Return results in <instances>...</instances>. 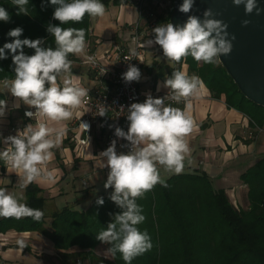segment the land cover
I'll list each match as a JSON object with an SVG mask.
<instances>
[{
  "label": "clouds",
  "instance_id": "1",
  "mask_svg": "<svg viewBox=\"0 0 264 264\" xmlns=\"http://www.w3.org/2000/svg\"><path fill=\"white\" fill-rule=\"evenodd\" d=\"M50 3L56 6L53 19L62 25L80 23L86 14L102 17L106 12L101 0H50ZM194 3L195 0H183L179 11L189 13ZM233 3L235 6L243 5L246 15L264 12L257 0H233ZM28 4L29 0H12V5L18 9L16 15H29ZM217 15L208 8L203 13V19L189 15L182 24L161 23L152 29L154 39L147 44L159 45L164 58L169 61L180 63L191 56L197 63L216 65L221 56L231 54L236 39L234 35L229 38V25L216 19ZM10 20V13L0 6V21L7 23ZM250 23L247 19L242 21L245 27ZM47 32L54 37V47H45L46 40L43 38L21 39L23 28L16 27L7 34L14 38L13 42L0 48V60L7 59L6 50H10L15 72L14 79H4V85L13 96L36 109L35 112H26V116L35 119L34 124H28L16 135L3 138L7 147L0 150V161L19 175L17 187L21 191L0 188V218L19 220L31 217L37 222L43 219V211L24 202L22 190L33 182H56L55 169H49L47 165L53 159V149L61 143L64 134L62 124L80 115L78 110L84 106L89 95L88 89L71 74L73 62L69 59L70 54H84L87 47L85 29L49 23ZM25 46L34 49V54H25ZM132 55H135L134 51ZM87 59L92 60L91 57ZM141 76L140 69L132 64L122 74L128 83L139 82ZM46 84L50 86L46 87ZM163 86L170 90L163 98H154L149 93L144 102L132 103L128 107L127 131L115 128V136L126 140L129 150L118 153L117 141L113 140L111 146L100 153L103 167L109 169L104 187L114 189L109 198L122 211L114 216L109 213L113 222L108 223L106 229H101L96 239L111 245L107 251L113 257L119 252L126 264H131L134 258L153 248L148 231H141L138 227L146 217L137 199L143 198L157 184L170 187L161 175V167L169 174L179 175L185 169L186 160L187 164H192L187 140L195 127L191 98L199 95L204 82L200 76L188 75L178 69L166 77ZM166 101L183 102L184 108L173 107ZM5 108L6 101L0 100V116L5 115ZM99 116H106L104 108L100 109ZM52 122L56 126H51ZM81 126L87 127L84 123ZM96 202L101 206L105 203L103 197ZM18 243L20 247H25L24 240Z\"/></svg>",
  "mask_w": 264,
  "mask_h": 264
},
{
  "label": "trees",
  "instance_id": "2",
  "mask_svg": "<svg viewBox=\"0 0 264 264\" xmlns=\"http://www.w3.org/2000/svg\"><path fill=\"white\" fill-rule=\"evenodd\" d=\"M133 0H101L104 5L119 4ZM165 13H158L159 23L170 22L173 0ZM0 6L11 15L9 22L0 21V48L14 38L7 34L16 27L23 28L21 39L46 40L45 47L55 46L54 37L47 32L49 23L61 27L83 28L86 41L91 38L92 22L87 14L80 23L62 25L53 19L55 7L50 0H29V15H16L18 9L12 0H0ZM27 55L34 49L24 48ZM7 59L0 60V80L14 79V65L10 50ZM19 53V50L17 54ZM75 55H69V59ZM190 67L199 73L216 96L226 95L229 106L243 111L254 128H264V106L246 97L238 84L219 62L216 65L198 63L191 57ZM174 105V102H166ZM253 138V137H252ZM170 187L157 184L145 193L137 203L143 208L145 221L138 225L147 230L152 238L153 248L137 256L131 264H264V155L241 174L248 186L247 205H236L224 189L215 188L206 173L183 171L169 174L161 170ZM111 194L101 196L86 209L79 210L65 206L47 218L45 197L41 188L34 183L26 187L25 202L29 207L40 209L44 217L37 222L31 217L0 218V232L10 229L18 231L37 230L50 238L65 264H126L117 252L112 258L97 252L102 243L96 239L101 229L113 222V216L121 212L111 199ZM107 247L111 245L107 244Z\"/></svg>",
  "mask_w": 264,
  "mask_h": 264
},
{
  "label": "crops",
  "instance_id": "3",
  "mask_svg": "<svg viewBox=\"0 0 264 264\" xmlns=\"http://www.w3.org/2000/svg\"><path fill=\"white\" fill-rule=\"evenodd\" d=\"M105 9L104 16L91 17L93 31L88 41L102 66L108 69L115 56L116 43H128L133 47L130 37L132 25L139 19V10L132 1L110 3L105 5ZM150 39L154 37H147L143 41L139 66L142 73L139 84L145 99L149 93L153 97L167 95L170 90L163 86L164 81L174 70L186 71L188 75L196 74L204 82L199 95L191 98L195 127L187 140L192 164H187L186 160L184 171L206 173L215 188L224 189L236 205H247L248 186L241 179V174L264 155V128L252 127L243 111L228 105L224 93L217 97L215 90L191 69L187 58L180 63L167 60L159 45L147 44ZM70 60L73 62L71 74L78 78L81 86L90 90L98 83L97 73L83 62V55H75ZM3 81L0 80V100L6 101V108L5 115L0 116V150L7 147L3 138L11 135L13 126L22 125L24 129L28 124L35 123V119L26 116V110L36 111L13 96ZM58 83L61 82L58 80ZM172 106L183 109L184 103ZM78 111L81 116L87 109L83 106ZM77 117L63 122L61 143L53 149V159L47 165L49 169H55L56 182H33L41 188V194L45 197V211L49 219L65 206L86 210L97 198L113 192L112 188L104 187L107 181L106 167H103L100 158V153L111 146L106 136L108 120H96L88 143L82 144L78 140L84 134L76 123ZM51 126L56 125L52 122ZM249 131H252L253 138L249 136ZM161 170H164L163 167ZM19 180L15 170L7 169L0 161V188L20 192L21 189L17 187ZM22 191L26 198V188ZM21 239L25 241L23 248L18 243ZM58 259L61 260V255L53 241L40 231L10 229L0 232V264H54ZM84 264L90 263L85 261Z\"/></svg>",
  "mask_w": 264,
  "mask_h": 264
},
{
  "label": "built area",
  "instance_id": "4",
  "mask_svg": "<svg viewBox=\"0 0 264 264\" xmlns=\"http://www.w3.org/2000/svg\"><path fill=\"white\" fill-rule=\"evenodd\" d=\"M133 2L139 10V19L132 25L130 37L133 47L131 48L128 43H116V52L110 68L102 66L98 56L92 51L89 41H86L87 47L83 54V62L97 73L98 83L88 90L89 95L84 104L87 111L76 118V123L84 134L78 140L82 144L88 143L94 122L99 119H107L109 126L106 136L111 142L117 141L116 150L118 153L127 152L129 149L126 147L128 144L126 140L115 136V128L120 127L127 131L129 125L128 107L132 103L145 101L139 82H125L122 74L127 71L129 64L139 68L143 41L147 37H154L152 29L160 24L156 0H133ZM92 31L91 29V34ZM133 51L135 55H132ZM88 57H91L92 60L87 59ZM164 96L166 95H155L154 98H163ZM101 108L105 109L106 116H99ZM28 111L34 112L31 109L26 110V112ZM82 123L87 127H82ZM22 130V125H15L11 128V135H16L18 131ZM249 136H253L252 131H249ZM104 172L107 178L109 169L106 167Z\"/></svg>",
  "mask_w": 264,
  "mask_h": 264
},
{
  "label": "water",
  "instance_id": "5",
  "mask_svg": "<svg viewBox=\"0 0 264 264\" xmlns=\"http://www.w3.org/2000/svg\"><path fill=\"white\" fill-rule=\"evenodd\" d=\"M174 6L170 22L182 24L189 15H196L203 19V13L211 8L221 19L229 25V38L233 41L230 55L221 56L220 63L226 68L240 90L247 98L264 106V12L256 15H246L243 5L235 6L233 0H195L193 9L189 13L179 11L183 0H173ZM258 6L264 8V0H257ZM251 23L245 27L243 20Z\"/></svg>",
  "mask_w": 264,
  "mask_h": 264
},
{
  "label": "rangeland",
  "instance_id": "6",
  "mask_svg": "<svg viewBox=\"0 0 264 264\" xmlns=\"http://www.w3.org/2000/svg\"><path fill=\"white\" fill-rule=\"evenodd\" d=\"M156 1H157V10H158V13H162V12L166 11L167 7L170 6V4L172 3L171 0H156ZM112 190L114 191V189H112ZM107 249H108L107 244H105L103 242L100 243L97 246V251L100 254H102V255H104L106 257L112 258V254L110 252H108ZM51 257H53V256H51ZM29 258L30 257H27L26 259H29ZM26 259L24 258L23 260H26ZM32 260H34V259H32ZM53 263H54V261H53ZM33 264H36V263H33ZM54 264H65V263H62V261L58 259V261L56 260V262ZM75 264H78V263H75Z\"/></svg>",
  "mask_w": 264,
  "mask_h": 264
}]
</instances>
